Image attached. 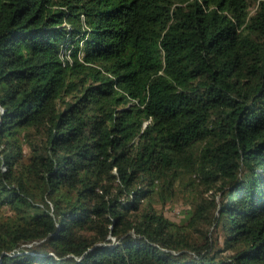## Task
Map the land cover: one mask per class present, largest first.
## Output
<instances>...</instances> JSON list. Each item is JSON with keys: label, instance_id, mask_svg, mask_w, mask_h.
Masks as SVG:
<instances>
[{"label": "trees", "instance_id": "16d2710c", "mask_svg": "<svg viewBox=\"0 0 264 264\" xmlns=\"http://www.w3.org/2000/svg\"><path fill=\"white\" fill-rule=\"evenodd\" d=\"M0 264H264V0H0Z\"/></svg>", "mask_w": 264, "mask_h": 264}, {"label": "rangeland", "instance_id": "374dc122", "mask_svg": "<svg viewBox=\"0 0 264 264\" xmlns=\"http://www.w3.org/2000/svg\"><path fill=\"white\" fill-rule=\"evenodd\" d=\"M167 214H169V215H171V216L174 215V213H171L168 209H167Z\"/></svg>", "mask_w": 264, "mask_h": 264}]
</instances>
